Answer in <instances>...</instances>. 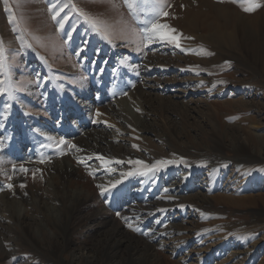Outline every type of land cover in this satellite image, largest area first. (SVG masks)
<instances>
[{
	"label": "rangeland",
	"instance_id": "374dc122",
	"mask_svg": "<svg viewBox=\"0 0 264 264\" xmlns=\"http://www.w3.org/2000/svg\"><path fill=\"white\" fill-rule=\"evenodd\" d=\"M156 2L0 0V264H264V0Z\"/></svg>",
	"mask_w": 264,
	"mask_h": 264
},
{
	"label": "snow or ice",
	"instance_id": "6c2138e0",
	"mask_svg": "<svg viewBox=\"0 0 264 264\" xmlns=\"http://www.w3.org/2000/svg\"><path fill=\"white\" fill-rule=\"evenodd\" d=\"M125 2L128 4L129 9H134L136 8L140 3L145 4L146 6L150 7L154 12H161L162 9H160V5L156 2V0H125ZM235 2V0H234ZM115 7V5H113ZM258 7H260V5L258 3H256V0H245V4L242 5L243 11L245 12H253L255 11ZM51 11V9H50ZM162 14L164 16H167L168 13L167 12H162ZM60 15L59 12H56L53 16L52 19L56 20L57 17ZM81 15H83L85 17L86 20H88V22L91 24V26L93 27L94 30H96L97 32L101 31L100 26L96 23V21L92 20L90 17H88L86 14L81 13ZM66 19V18H65ZM63 23H60V28H63ZM166 30V31H162ZM144 33H146L147 35L145 36V39L147 40V42L151 43L156 39H159L160 41H166L168 43H173L175 44L176 47H181L180 44V39H182L183 37L177 33V30L174 28H170L169 25H160L157 24L155 21H153L151 23V26L149 28L144 29ZM104 38L108 39L109 42H111L110 39V34L105 31L104 32ZM188 39H191L190 37ZM183 50V49H182ZM0 52H2V42H0ZM4 73V63L2 60H0V74ZM6 81L5 80H0V96H4L6 95L9 99H12L14 92H18L21 89L19 88H12V87H6ZM97 115H100L99 113H97ZM64 141H61V144H63ZM70 147H75L74 145H69ZM133 147H135V145H133ZM97 159L100 160H104L103 157H97ZM106 163H109L106 161ZM115 163H121V161H115ZM129 163H134L137 165H140L142 168L146 169L147 171H154L157 169V166L160 164H168L170 163V161H158L155 164H152L151 166L145 164L142 161H130ZM21 171H25V169H21ZM131 174V173H129ZM141 175H145L147 174L146 172H140ZM116 183H119V181H117ZM9 188H11V185H8ZM21 187H24V185H21ZM100 187L101 190V195H104L107 191H109L110 189L104 186H98ZM111 187H115V184L111 185ZM117 215L119 216L120 214L117 213ZM122 219L125 220L126 225L133 231H139V229L137 228H133L131 224H129L127 222L126 218L121 217Z\"/></svg>",
	"mask_w": 264,
	"mask_h": 264
},
{
	"label": "bare ground",
	"instance_id": "6f19581e",
	"mask_svg": "<svg viewBox=\"0 0 264 264\" xmlns=\"http://www.w3.org/2000/svg\"><path fill=\"white\" fill-rule=\"evenodd\" d=\"M247 30H248V28H247ZM148 87V85H142V88L143 87ZM140 94V93H139ZM143 95V94H142ZM141 97H143V96H141ZM110 106V105H109ZM112 112H113V110H111ZM99 130V129H98ZM143 133V132H142ZM148 133V132H147ZM101 136V135H100ZM38 142V141H37ZM100 142H102V141H100ZM110 144V143H109ZM110 147V146H109ZM94 148H95V146H94ZM92 149V148H91ZM100 150H101V148H100ZM104 150V149H103ZM110 150V149H109ZM30 151V150H29ZM106 151V150H105ZM101 153H103V151L101 150L100 151ZM110 152V151H109ZM30 154V153H29ZM32 154V153H31ZM96 154H98V153H96ZM99 155H101V154H99ZM105 155H106V153H105ZM250 158V157H249ZM254 157H251L250 159L251 160H253L254 162H257L258 161V159H253ZM67 160V159H66ZM66 160L64 161L65 163H64V168H63V170H61L60 169V171H59V169H57L58 170V172L60 173V172H63V174L65 175V177H66V175L72 170V165L69 163V161L68 162H66ZM86 160V159H85ZM90 160V159H89ZM237 161V160H236ZM253 161H250V162H253ZM88 162V161H87ZM238 162V161H237ZM63 163V162H62ZM32 165V164H31ZM35 167V166H34ZM93 168V167H92ZM94 171H96V170H94ZM98 171V170H97ZM96 171V172H97ZM141 172V171H140ZM139 172V173H140ZM138 173V174H139ZM137 174V175H138ZM70 178V177H69ZM112 179V178H111ZM105 180V179H104ZM101 181H103L102 179H101ZM113 182H115L114 180H113ZM103 183V182H102ZM101 183V184H102ZM104 183H106V180H105V182ZM103 183V184H104ZM116 183V182H115ZM102 184V185H103ZM114 183H111V182H108V184L106 183V186L108 187V186H110V185H113ZM101 185V186H102ZM129 185V184H128ZM152 185V184H151ZM104 186V185H103ZM170 186V185H169ZM105 187V186H104ZM116 188V187H115ZM50 189V188H49ZM122 189V188H121ZM170 190H172V187H170L169 188ZM173 189H174V187H173ZM110 191V190H109ZM68 192V191H67ZM73 192V191H72ZM116 192V191H115ZM114 192V193H115ZM118 192H120V191H118ZM129 192H131V191H129ZM170 192V191H169ZM171 192H173V190L171 191ZM65 193V192H64ZM107 193V192H106ZM117 193V192H116ZM133 193V192H132ZM131 193V194H132ZM134 193H136V192H134ZM75 194H77V195H79V193L78 192H76ZM75 194H73V195H75ZM109 194V193H108ZM173 194V193H172ZM68 195V194H67ZM70 195V194H69ZM72 195V194H71ZM76 195V196H77ZM83 195V194H82ZM81 195V196H82ZM106 195V194H105ZM118 195V194H117ZM75 196V197H76ZM122 196V194H120L117 198H116V200H117V204H121V206H124L125 204H129V206L130 207H132L134 204H135V206L136 205H138V204H141L142 206H144L145 205V203L147 202V201H151L154 197H153V195H150V194H148L147 196H144V195H142V194H135L134 196L136 197V198H131V199H129V200H125V198L124 197H121ZM79 197V196H78ZM106 197V196H105ZM2 199H4L5 197H1ZM36 198V197H35ZM66 198V197H65ZM69 199V198H68ZM80 199H81V197H80ZM62 200V199H61ZM86 200V199H85ZM107 200V199H106ZM109 200H111V198L109 199ZM206 200V199H205ZM158 201H160V200H157L156 201V204H159V206H160V204H162L163 205V203H161V202H158ZM178 201V200H177ZM193 201V200H192ZM90 202V201H89ZM109 201H107L106 203H108ZM168 202V201H167ZM172 202V201H171ZM66 203V202H65ZM75 203V202H74ZM148 203V202H147ZM151 203V202H150ZM165 203V202H164ZM73 204V203H72ZM167 204H169V203H167ZM171 204V203H170ZM203 204L204 205H208V202H206V201H203ZM36 205V204H35ZM71 205V204H70ZM152 205V204H151ZM106 206V205H105ZM128 206V207H129ZM129 207V208H130ZM139 207V206H138ZM150 207V206H149ZM100 208V207H99ZM170 209V208H169ZM106 210V209H105ZM134 210V209H133ZM21 210H20V208L16 211V214H17V217L19 218V217H21V215H22V211L20 212ZM24 211V210H23ZM107 211V210H106ZM53 212V211H52ZM97 213L95 214V215H97L98 217H99V219L101 220V222L98 224L99 225V227L98 226H96L97 228H98V232L99 233H101L102 235H106V233H107V231H108V229H107V226H108V224H109V222H110V219L111 218H109V214H107V213H105L104 212V209H103V207L101 208V209H99V210H97L96 211ZM110 212V211H109ZM108 212V213H109ZM124 214V213H123ZM139 214V213H138ZM140 215H141V213H140ZM16 216V215H15ZM111 217V216H110ZM150 217V216H149ZM21 218H23V217H21ZM97 218V217H96ZM143 219H145V218H142V221H144ZM113 224H115V222L114 221H111ZM110 222V223H111ZM158 222H157V220H156V224H157ZM153 224V223H152ZM156 224L154 223L153 225H155V226H150L148 223H145V224H143V222H141V225L139 226V231H140V228H141V230H142V233H143V235L144 236H149V237H147L146 239L147 240H152V242H155V239H156V235L158 234V230L156 229ZM137 225H139V224H137ZM109 227V226H108ZM113 228V227H112ZM112 228H110V229H112ZM138 228V227H137ZM91 229V228H90ZM93 229V228H92ZM121 229V227L119 226V224L117 223V226H115L114 227V233H116L117 231H119ZM46 230V229H45ZM94 230H95V228H94ZM112 230V231H113ZM89 231H91V230H89ZM88 231V232H89ZM126 231V230H125ZM124 233H126V232H124ZM140 233V232H139ZM127 234V233H126ZM132 235V234H131ZM139 235V234H138ZM130 236V235H129ZM102 242H103V240H102ZM107 242H109L108 240H105L104 241V245H106L107 244ZM136 243V242H135ZM118 244H119V242H118ZM127 244V243H126ZM125 244V245H126ZM147 244V246H150V244L147 242L146 243ZM124 245V246H125ZM123 246V245H122ZM138 248V247H137ZM161 248V247H160ZM90 262V261H89ZM64 263V262H63ZM69 264V263H68Z\"/></svg>",
	"mask_w": 264,
	"mask_h": 264
}]
</instances>
